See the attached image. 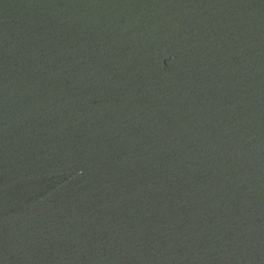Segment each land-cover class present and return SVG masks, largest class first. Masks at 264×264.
Returning a JSON list of instances; mask_svg holds the SVG:
<instances>
[{"label":"water","instance_id":"95a60500","mask_svg":"<svg viewBox=\"0 0 264 264\" xmlns=\"http://www.w3.org/2000/svg\"><path fill=\"white\" fill-rule=\"evenodd\" d=\"M0 264H264V0H0Z\"/></svg>","mask_w":264,"mask_h":264}]
</instances>
